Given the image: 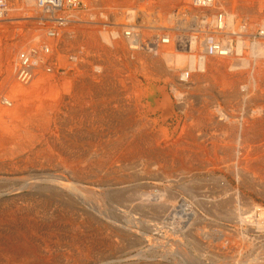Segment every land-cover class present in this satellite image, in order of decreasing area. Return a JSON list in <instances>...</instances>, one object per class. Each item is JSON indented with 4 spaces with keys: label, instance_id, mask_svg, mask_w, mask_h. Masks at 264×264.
I'll use <instances>...</instances> for the list:
<instances>
[{
    "label": "bare ground",
    "instance_id": "obj_1",
    "mask_svg": "<svg viewBox=\"0 0 264 264\" xmlns=\"http://www.w3.org/2000/svg\"><path fill=\"white\" fill-rule=\"evenodd\" d=\"M7 1L9 10L0 22L16 19L12 14L22 10V13L18 12L19 15L22 14L19 19L23 20L18 21L19 26L31 23L32 20H36L40 26L38 25L39 27H36L33 33L30 31L31 34L23 35L15 47L10 45L4 54L6 64L4 69L7 70L8 75L5 74L8 78L4 75V80L0 79V264H47L52 258H50V252L39 250L40 246H37L35 240H41L44 247L49 248L50 239L60 233L54 234L55 231L58 232L54 226L56 222L79 221L87 223V226L95 224L103 229L104 224L108 223V216L102 209L104 207L102 204L117 203L122 195L120 186L126 185L128 188L130 185L125 181L130 180L132 174L138 171L135 167L137 171L132 173L135 164H138L145 173L151 166L160 165L157 163L162 159L161 155L164 151V158L173 159L172 162H175L180 169L185 168V164L188 166L189 154L192 153L189 148L193 146L194 141L191 138L186 141L183 137L185 134L188 136L191 134L190 129L180 127L184 130H180L183 133L178 131L180 135H177L174 132L177 137L168 139L163 131L156 132L155 137L146 133L148 122L146 125L133 123L132 112L134 111L132 110L136 109L135 105H138L136 101L140 97H149L147 95L149 92L146 93L144 88L141 90V87L137 89L131 86L134 81L132 73L137 71L136 68H140L138 71L142 77L145 76L146 81L151 80L150 78H157L156 80L160 79L164 82L171 80L170 84L173 83L170 91L175 102L183 101L184 94L190 87L199 89L201 86L207 88L208 92L220 86V89L226 88L233 92L232 94L230 92V98L236 97L235 94H237L243 102H250L253 98L255 100V92H262L260 87H264V63L261 62L264 61V15H256L264 10V0H212L211 4L204 9L195 7L193 0H81L85 8L82 11L67 8V0H63V9L58 12H53L57 9L40 6L37 0H20L21 5L17 4L19 1H14L11 5L9 2L11 0ZM180 11H187L190 15L198 17L206 15L207 19L194 34L185 38L187 43L182 41L181 45H178L179 39L183 37L180 36L174 22ZM50 13L51 16L48 15ZM242 15L247 17L246 20L241 19ZM41 19L49 20V22L42 24ZM137 23L138 26H135ZM141 25L145 29L138 28ZM11 27L9 29H12ZM16 30L18 32V28ZM210 36L219 46L218 51L212 55L208 53L205 43ZM164 38L168 39L167 45H164ZM186 47H189V53ZM21 54L28 58L29 63L23 69L18 67ZM224 67L225 69L221 72V68ZM19 70L23 71L21 76L17 74ZM228 74L235 75L228 76ZM167 96L163 93V100L153 102L155 105L152 108L155 111L163 110L170 115L173 105ZM205 100L204 102H207ZM217 108L216 112L220 113L218 118L226 120L227 128L236 134L234 141L230 139L232 144L229 151L228 149L226 151L238 160L241 156L243 157L242 162L246 167L245 169L239 167L241 171L264 180V142H262L264 139L260 140L258 137L264 136V110L249 112L248 115L251 116L249 118L252 120L248 121L247 117V121H244L245 115L236 117L237 114L245 111L241 108L236 109L233 105H230L229 109L228 107ZM139 110L136 109L137 112ZM226 110L232 114L230 113L229 116L228 112L225 113ZM209 113L211 115V111ZM200 119L197 117L198 121ZM195 124L197 127L198 123ZM200 125L196 131L203 128V126L199 127ZM204 125L207 126V124ZM211 129L212 126H210ZM226 131L229 132L226 129L224 133ZM159 137L161 140L164 138L163 147L156 140ZM203 142L206 144L204 140ZM210 146L214 153L225 152L226 146L216 145V142ZM199 148L197 150H200ZM216 159L217 156L214 159L215 164ZM218 159L220 161V158ZM190 161L191 159L189 163ZM230 162L232 163V159ZM165 164H162L166 166L162 168V171L167 179L171 177L169 172L172 170L169 171L170 168ZM230 166L232 168V165ZM50 167L56 168L60 173L53 175L42 172ZM32 169H39L40 171L37 170V172L41 174L30 175ZM121 172H125L124 178L120 177ZM151 175L153 174L151 173L150 177L154 176ZM235 177V181L236 179L240 181V177L236 174ZM138 179V177L135 178V183ZM144 186L143 189L146 191L148 187ZM161 186L164 185L161 184ZM149 188L148 190L153 189ZM145 191L138 197L139 202L132 203L134 215L130 214V220L125 221V227L123 226L125 241L128 248L136 252L137 262L139 260L140 264H164V261H177L178 264H203L200 261H190L183 253H174L169 243L168 233L164 239L167 240L165 242L168 246L167 253L163 251L158 255L149 250L152 235H154L152 231L164 224V219L170 221L169 231L175 233V236L179 234L176 237L178 238L180 235L185 236L184 230L193 225L197 216L196 210L182 205L174 200L175 197L173 198L172 195L169 197L172 202L168 201L164 204V201L157 200V198L164 200V195L159 192ZM235 191L236 198H239L240 193ZM233 210L232 220L238 224L243 237L244 231L252 222L250 218L252 214L256 213L257 216L264 218V209L254 203L240 202ZM215 212L217 213L216 210ZM221 213L224 212L221 211ZM119 226H116L117 232H114L117 236ZM78 229L76 230L79 231ZM192 231H195L196 235L205 234L204 229L201 228ZM67 238H70L71 242L75 241V236ZM230 239L229 235L221 232L219 242H216L217 240L216 243L212 242L213 246L210 247L215 257L211 256L216 259L215 261L219 260L222 264H262L264 261L262 252L254 255L248 252L249 255L245 253L243 255L245 246H251V243L248 244L246 240L239 247L230 245L222 249V246L224 247L226 242L229 243ZM164 240L157 241L156 247L164 243ZM81 256L87 255L82 253Z\"/></svg>",
    "mask_w": 264,
    "mask_h": 264
},
{
    "label": "rangeland",
    "instance_id": "obj_2",
    "mask_svg": "<svg viewBox=\"0 0 264 264\" xmlns=\"http://www.w3.org/2000/svg\"><path fill=\"white\" fill-rule=\"evenodd\" d=\"M14 1H17V2L19 1L17 4L18 5H21L20 4V0H13V1L11 0V1H9L10 2V5ZM18 12L19 13L20 12L22 13L23 11L22 10H17V13L15 11L12 14V16L15 15L14 17H16V19H10L9 21H2V22H0V47H1L0 48V72H1L0 73V77H1L0 79H3V80H4V75H5V77H6V74L8 75L7 70L4 69V67L6 68V66H5L6 64H5V60H4V58H5L4 57V54H5L6 50L10 47V45H11V47H15L17 45V43H19L21 41L20 38H22L23 35L33 33L34 32L33 30L36 27H39L40 26L36 20L35 21L32 20L31 23L28 22V23H25V24H21V26H19L20 25L19 22H22L23 20H20L19 19L22 14L19 15ZM152 13H154V12H152ZM258 14L260 16H263L264 15V10H261L260 13H256V15H258ZM11 18H13V17H11ZM242 18L244 20H246L247 17L245 18L244 15H242L241 16V19ZM12 20L14 22H16V23H14ZM143 20L144 21H147L146 19H143ZM10 21H12L13 23L10 22ZM33 24H34V26H33ZM35 24H36V26H35ZM2 27L3 28L4 27H7V28H4L5 29L4 30ZM10 27L14 30L13 32H12V29H9ZM17 28H18V32L16 30ZM9 30H10V32H9ZM30 31H31V33H30ZM6 35H7V37H6ZM14 36H15V38H14ZM8 37H10V38H8ZM6 38H8V39H6ZM15 58H16V56H15ZM1 61L3 63H1ZM140 65L138 64V66H140ZM138 68H136L137 71H135L134 73H132L133 76H134V78L132 77V79L134 81H132L133 83L131 84V86L134 87V88H137V89L139 87H141L140 88L141 90L144 88L143 90L146 91V93L149 92L147 94V95H149V97L148 98L147 97L146 98L140 97L139 100L136 101V103L138 105H135L134 104L136 106L137 111L139 109L140 110H139V112H137L135 108H134V110H132V111L135 112V113L132 112L133 113V118H132L133 123H136L135 125H141V124H145L146 125L147 122H148V124L146 125L147 126L146 127V131H145L146 133H148L149 135L151 134L150 136H152V137H155V135H157L156 132L159 131L158 133H160V132L163 131L164 132V135H166L168 139H174L175 137H177V135H180L178 133V131L180 132V130H183L182 128H188V129H190L191 130V132H190L191 134L189 136H188V134H185V136L183 134V136H184L183 139L187 141L188 138H191L194 141L192 145L193 146L196 145V146H194V147L193 146H190V148H189V150H191L190 152H192L193 154L192 153L189 154V157L190 158L188 159V166H187V164H185V166H184L185 168H181L180 169L178 167V165L176 166L175 162L174 163L172 162V161H174L173 159H169V157H165L164 158V151L162 152V155H161V156H163L162 159L164 158V161L161 159L160 162H162V163H160V162L157 163V164H160L159 166H157V165H156L157 167L156 166H153V167L151 166L150 168H148V170L145 173L138 166V164H135L134 165V170H132V173H134V171L136 172L138 170L136 172L137 175H136V173H134V175L132 174V177L130 178L131 181L130 180H126L125 181V182H127L126 184L130 185L128 188H127L126 185H123V186L121 185L120 186V188H122V190H121L122 191V195H120L121 198L117 201V203L112 204V203H108V202L106 203L105 202V203L102 204V205H104V207H102V209L106 211L107 216H108V220H107L108 223L107 224H104L103 229H101V227L99 228V226H97V225L95 226V224H88V226H87V223H80L79 221H74V222L59 221V222L54 223L55 228H57V230H58V232L55 231L54 234H56V233L58 234L60 232L58 235H56V237H54V238H56L57 241L54 238H51L50 239L51 240L50 241L51 244L49 243V245H48L49 248H46V247H44V245H43L44 243H42L41 240H39V239H36L35 240L34 239L37 242V246H40V248L39 247H35V246H34V248H39V250L42 249L41 251H44L46 253H49L50 252V258L51 257L52 258H51V261H48L47 264H49L50 262H51L50 264H54L53 262H55V264H128V263L129 264H136V263L137 264H140V261L138 260V262H137V260H136L137 259V257H135V253L136 252L134 250L131 251L128 248V244L125 241V233H123V231L125 229L124 228L125 227V221L128 222V220H130L129 215L132 214V213L134 215V210H133L134 209V206H133V204L139 202V200H138L139 198L138 197H140L141 194L143 193V191H145L143 189L145 187L144 185H147L148 188L150 187L149 189H151V188H153V189L148 190V188H147L145 192H147V191L148 192H152V193L159 192L160 194L164 195V200L157 198L158 201L159 200L160 201H164V204L167 203L168 201L169 202H172V200L169 199V197H171V195H172L173 198L175 197L174 200L182 203V205L188 207L191 210H194V211L196 210L195 213H196V216H197L196 217L197 219L193 223V225L191 227H189V228H186L187 230H184L185 233H186L185 236L182 237L180 235V237H178V238H176V237L179 234H177V236H175L176 235L175 233L169 231V227H170L169 226V222L170 221L168 219H164L165 220L164 221V224H162L161 226H159L158 229H155V230L152 231L154 233V235H152V237H153L152 238V244L149 247L150 248L149 250L151 252L158 253V255L160 253L162 254L163 251H164V253H167L168 250L166 251V249L168 248V246L165 245V242L167 240H164V239L169 234L170 235V236H168L169 237V240H170L169 243L171 244V247L174 250V253H177V252L178 253L179 252L180 253H183L190 261H200L203 264H210L209 262H211V264H213V263H215V264H222L219 260L218 261H215L216 259L214 258L215 257L214 251H212V249H211L210 246L211 245L213 246V243L219 242V240H218L219 239V235L221 234V232H224L225 234L229 235L231 237V239H230V242L229 243L226 242V244H225L224 247L222 246V249L228 248L230 245H238V247H239V245L243 244L244 241L246 240V241H248V244L251 243L250 244L251 246L250 245H249L250 247L245 246L243 255H245V254H248L249 255V253H250V255L251 254L254 255L255 253H258V252L264 253V218H261L259 215L257 216L256 213H254L255 215L252 214L250 216L252 222H250V224L248 225L249 228L244 231V237H243L241 235V232L239 231L238 224H235V221L232 220V216L233 215H231L232 210L234 208H236L237 203H240V202H242V204L254 203L256 205L261 206L264 209V180L259 179L255 175L254 176H251L249 173H246V172L244 173L243 170L241 171L240 169L242 167L244 169L246 167V165H244V163L242 162L243 161V157L241 156L242 158L240 157V159L238 160V159H236L234 157V155H231V154H229L227 152V151H229V147L232 144L231 140L233 139L232 141H234L236 139L235 138L236 134L232 133L230 131V129L227 128L228 122L226 120H223L222 118H218L220 116V113L219 112H216V110H214V109L210 110L211 108H210L209 97H208L209 96V92L207 91V88H204L203 86H201L199 89H194V87H190V89H187L186 92H185V94H184L185 95L184 96L185 99L183 101L177 100L175 102L174 101L175 99H174V97H173V95H172V93L170 91L171 85L173 83L172 82L170 84V81L171 80L168 79L167 82H164L163 80H160V79L159 80H156L157 78H154V79L150 78L151 80H147L146 81V79L144 78L145 76L142 77V75L138 71ZM2 70H3V72H2ZM14 74H15V72H14ZM230 75L232 76V75H235V74H228V76H230ZM6 78H8V77H6ZM136 78H138V79H136ZM142 84H143V86H142ZM165 86L167 87V89H166ZM260 88H261L260 90H263L262 88H264V87H260ZM5 89L7 90V88H5ZM200 89H201V91H199ZM204 90H205V92H204ZM263 92H264V90H263ZM163 93H164V95H166V96L168 95L169 96L170 102L172 101L171 102V105H173V110H171L172 113L170 115L164 113L163 110L156 109V111H155V109L152 108V106L155 105V103H153V102H156V101L160 102V101L163 100ZM204 95H205V97H204ZM205 98H207V100H205ZM204 100L207 101V102H204ZM142 103H144L145 105L142 104ZM150 103H151V106H150ZM206 108H208V109H206ZM190 109H192V110H190ZM198 110H200V111H198ZM210 111H211V115L209 113ZM203 112H204V114H203ZM205 112H207V113H205ZM226 112H228V115L230 116V113L231 112H229L227 110L225 111V113ZM249 112L251 113L253 111H246L245 110V111H243L242 114H237L236 117H239L240 115L242 117V116L245 115L244 118H243V120L244 121L245 120L247 121V119L250 116V115H248V114H250ZM208 113H209V115H208ZM189 115L191 116V118H190ZM139 117H143V118H139ZM166 117H168V118H166ZM197 117H198V119L201 118L199 120L200 122L197 120ZM147 118H150V119H147ZM178 118H179V120H178ZM154 119H156V120H154ZM231 119H233V118H231ZM233 120H231V121H233ZM251 120H252L251 118L248 119V121H251ZM153 123L154 124L156 123V124L154 125ZM161 123H163V124H161ZM184 123L186 124V126H185ZM195 123H198V125H200L199 123H201V125L199 127L203 126V128L201 127L199 129V131H196V130H198V125H197V127H195L196 126ZM215 123H221L222 125L221 126H215ZM204 124H207V126L204 125ZM211 124H213V125H211ZM160 125H161V127H160ZM152 126H154V128ZM189 126L190 127L193 126L191 128L194 129L195 131H193ZM208 126H209V129H208ZM210 126H212V129L211 130H210ZM180 127H182V128H180ZM213 127L214 128L216 127L218 129H216V128L214 129ZM204 128H205V130H204V133H203V129ZM222 128L224 129L223 131L220 130ZM226 129L229 130V132L226 131V133H224V131ZM219 130H220V132H219ZM154 131H155V133H154ZM174 132L177 135L174 134ZM180 133H183V132L181 131ZM196 133H198V134H196ZM172 134H173V136H172ZM206 134H207V136H206ZM193 136H195V137L197 136V137L196 138L195 137L193 138ZM212 137H214V138H212ZM258 137H260L259 138L260 140L262 138L264 139V136H258ZM156 140L159 143H161L160 146L164 142V138L161 140L160 137H159V139L156 138ZM199 140H201V141H199ZM203 140L206 142V144L203 142ZM211 140H213V141H211ZM224 141L226 142V144H225ZM213 142H216V145H222L223 147L226 146L225 147V152H221L220 153V152L217 151L216 153H214L213 151H211L212 150L211 149L212 147L210 146V144H212ZM262 142H264V140H262ZM199 143H202L203 145L205 144L206 147H204L205 145L203 146L202 144H199ZM207 143H209V144H207ZM207 146H208V148H207ZM161 147H163V145ZM195 147H197V148L195 149ZM198 147H200L199 148L200 150H197ZM202 148H203V150H202ZM227 153H228V155H227ZM198 154H200V155H198ZM201 154H203V155L201 156ZM215 156H217V159H216L217 160L216 161L217 163L216 164H215V160H214L215 159ZM218 156H220V157H218ZM210 157H212L213 160ZM218 158H220V161L221 162L219 161ZM190 159L192 161V162L190 161L191 164L189 163V160ZM206 159L208 161V162L206 161L207 163L205 162ZM231 159H232V163L230 162ZM168 160H170V162H168ZM202 160H204V161L202 163H200V161H202ZM165 161H166V164L168 165V167L170 168L169 171L172 170V171L169 172L170 173L169 175H171V177H169L167 179H166V177H164L165 176L164 175V171H162V168L163 167H166V166L162 165V164H165ZM171 163H172V165H171ZM196 163H199V164L197 165ZM204 164H205V166H204ZM212 164H213V166H212ZM191 165L194 166V167H192ZM206 165L208 167H206ZM230 165H232V168H231ZM197 166H198V168H197ZM135 167H137V170H136ZM239 167H241V168H239ZM159 168L161 169L160 171H159ZM230 169H231V171L229 172ZM238 169L240 171H238ZM37 170H39V169H32V170H30V173L29 174L32 175V174L39 173V172H37ZM163 170H165V169H163ZM174 171H175V173H173ZM208 171H210V172H208ZM42 172L48 173V174H53V175H56V174L60 173V171L57 170L54 167L53 168L52 167L45 168ZM150 172L154 175V176L151 175L153 177H150V174H151ZM189 172H192V173H189ZM194 172H195V174H193ZM142 173H143V175H142ZM146 173H150V174H146ZM234 173L236 174L237 177H240V181H238L237 179H236L237 182L235 181V178L236 177H235V174ZM39 174H41V173H39ZM124 175H125V172H121L120 173V177L121 178H124ZM160 175H161V177H158ZM183 176H186V177H183ZM137 177L139 179L136 180V183H135V178L137 179ZM162 177H164V178L162 179ZM247 178H248L249 181L247 180ZM140 179H141V181L142 180L143 181L142 182L139 181ZM144 179H146V180H144ZM260 180H261V182H260ZM129 181H130V183H129ZM132 182L134 183L133 186H132V184H133ZM144 182H145V184H144ZM160 183L162 185H164V186L162 187ZM169 183L171 185H169ZM175 183H176V185H175ZM249 186H251V187H249ZM154 188H156V189L154 190ZM132 189H134V190H132ZM232 190H233V193H232ZM235 190H237V192L240 193L239 198H236V196H235V192L236 191ZM139 191H141V192H139ZM127 193H128V195H127ZM241 193L243 195H241ZM168 195H170V196H168ZM232 196H233V198H232ZM241 197H243V198H241ZM125 198H127V199L125 200ZM122 203H123L124 206L123 205H120ZM213 207H216V209H213ZM130 208H131V210L129 211ZM218 209H219V212H218ZM227 209L230 210V211H228ZM215 210L217 211V213L215 212ZM221 211H223L224 213H221ZM226 212H227V214H226ZM73 224H74V226L76 225V227H74ZM119 224H122V225L119 226ZM84 225H86V226H84ZM116 226H119V227H117L118 230H119V232H118L119 233L118 234L119 237L114 234V232H117V231H115ZM155 226H156V224H155ZM195 227L196 228H201L202 230L204 229V233L205 234H201L200 233V234H197L196 235L195 231H192V230H196ZM105 228H107V230ZM71 229H72V231H69ZM76 229H78L81 232L77 231ZM88 230H89V232H88ZM65 231H66V235H65ZM101 232H102V234H100ZM72 233H73V235H72ZM61 234H62V236H64V238L61 236ZM72 236H75V241L74 242H71V239L70 238H67V237H72ZM83 237H85V238L87 237V239H85ZM170 237H172V238H170ZM95 238H97V240ZM186 238H188V239H186ZM82 239H84V240H82ZM161 239L164 240V243H162L161 245H158L156 247L155 244L157 243V241H160ZM221 239L223 240L225 238H221ZM221 239H220V241H221ZM89 240H92V241H89ZM94 240H96V241H94ZM178 240H180V241H178ZM80 242H81V244H80ZM180 242H181V244H180ZM183 242H185V243H183ZM209 242H211V244H209ZM74 243H75V245H74ZM83 243H84V245H82ZM87 243H89V244H87ZM100 243H102V244L100 245ZM104 243H106L107 246ZM46 244H47V242H46ZM77 245H79V246L81 245V246L79 247ZM252 246H253V249H251ZM99 247H100V249H99ZM96 248L99 249V251ZM261 250H263V251H261ZM90 251H91V253H90ZM95 251H97V252H95ZM82 253L83 254H86L87 256H81ZM87 253H89L90 255H92V257L89 254H87ZM259 254L257 255V257L259 256ZM55 255L58 256V257H56ZM66 255H68V256H66ZM156 255H154V256H156ZM211 255L214 256V257L212 258ZM73 257L74 258L77 257V258L74 259ZM262 259H263V255H262ZM164 264H178V262L177 261L176 262H174V261H169V262L164 261ZM262 264H264V261H262Z\"/></svg>",
    "mask_w": 264,
    "mask_h": 264
},
{
    "label": "built area",
    "instance_id": "obj_3",
    "mask_svg": "<svg viewBox=\"0 0 264 264\" xmlns=\"http://www.w3.org/2000/svg\"><path fill=\"white\" fill-rule=\"evenodd\" d=\"M37 1H38V4L42 7H45V8L49 7L51 9H57L53 12H58V11H61L63 9L62 8L63 0H37ZM211 1L212 0H193V3H194L195 7H197V8L199 7L201 9H204L211 4ZM66 4H67V8L80 10V11L85 9L81 0H67ZM8 10H9L8 1L7 0H0V20L4 19L6 17ZM48 11H50V9H48ZM50 12H52V10ZM48 15L51 16L52 14L50 13ZM218 17L220 19L221 16L219 15ZM58 18H61V17H58ZM206 19H207L206 15L198 17L196 15H190L187 11H180L177 14L175 22H174L180 36L183 37L182 39H179L178 45H181L182 41L183 42L186 41L185 38H187L188 35L190 36V35L194 34L195 30L197 28L201 27ZM41 21H43L42 24L49 22V20H43V19H41ZM59 22H61V20H59ZM135 26H138V23ZM138 28L145 29L142 25H141V27L139 26ZM125 33H130V32H125ZM260 34H261V32H260ZM127 36L129 37V35H127ZM163 40H164V45H167L168 39L164 38ZM186 43H187V41H186ZM205 43L207 46L208 53L210 55L215 54L218 51L219 46L214 41L213 37H211V36L208 37ZM186 46H187V44H186ZM185 49L189 53V47L188 48L186 47ZM28 65H29L28 58L25 57L23 54H21L20 55V63L18 66L19 69H23L24 67H26ZM17 74L19 76H21L23 74V71L19 70V73H17ZM24 75H26V73H24Z\"/></svg>",
    "mask_w": 264,
    "mask_h": 264
},
{
    "label": "crops",
    "instance_id": "obj_4",
    "mask_svg": "<svg viewBox=\"0 0 264 264\" xmlns=\"http://www.w3.org/2000/svg\"><path fill=\"white\" fill-rule=\"evenodd\" d=\"M261 62H263L264 63V61H261ZM225 69V67L224 68H221V72L223 71ZM243 70V69H242ZM218 87V88H217ZM222 88V87H221ZM219 89H220V86H216V87H214V89H212L210 92H209V104H210V108L211 109H213L214 108V110L218 107V106H220V107H218L217 109H221V108H223V109H226L227 107H228V109H229V106L231 105H233L234 106V108L236 107V109H239V108H241L242 110H246V111H253V110H264V92H263V90H264V88H262L263 90H262V92H259V91H256L255 93H256V97H255V100H254V98H253V100H250V102H248V101H245V102H243V100L241 99L240 100V98L239 97H237L238 95L237 94H235L236 95V97H233V98H230V96H231V94L233 93V92H231L229 89V92H228V90L225 88H223L224 89V91H223V89H220V91H219ZM222 90V91H221ZM225 92V93H224ZM230 92H231V94H230ZM221 93V94H220ZM227 93V94H226ZM223 94H225V95H223ZM229 94H230V96H229ZM240 94L242 95L243 94V92L241 91L240 92ZM221 98H220V97ZM228 100H227V99ZM226 99V100H225ZM234 100V101H233ZM237 100V101H236ZM239 100V101H238ZM211 101H212V103H211ZM236 101V102H235ZM221 102H223V103H221ZM235 102V103H234ZM217 103V104H216ZM233 103V104H232ZM238 103H240V104H238ZM241 103H243L242 105H241ZM235 104V105H234ZM246 104V105H245ZM250 104V105H249ZM218 105V106H217ZM237 105H239V106H237ZM244 105V106H243ZM226 106V107H225ZM256 107V108H255ZM260 108V109H259ZM221 123H215V125L216 126H221L220 125Z\"/></svg>",
    "mask_w": 264,
    "mask_h": 264
}]
</instances>
